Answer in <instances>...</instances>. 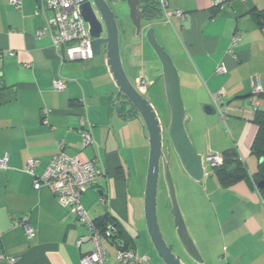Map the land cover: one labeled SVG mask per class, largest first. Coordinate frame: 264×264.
<instances>
[{
	"label": "crops",
	"instance_id": "obj_1",
	"mask_svg": "<svg viewBox=\"0 0 264 264\" xmlns=\"http://www.w3.org/2000/svg\"><path fill=\"white\" fill-rule=\"evenodd\" d=\"M167 2L182 14L170 19L163 14L145 29L156 30L178 67L187 126L204 156L206 175L201 182L191 180L189 191L196 205L195 240L210 264H264V192L250 180L224 187L207 159L235 148L250 174L258 171L251 145L258 130L254 113L264 110V25L256 17L264 11V0ZM39 7V0H21L20 8L0 0V157H9L8 167L0 169V264H81L92 249L90 228L48 187L35 189V176L27 172L32 158L35 173L42 174L59 152V142L66 153L84 163L95 161L101 170L82 197L89 216L111 217L130 248L152 264L157 252L144 217V190L133 208L130 192L137 174L139 194L140 180L145 186L149 141L140 121L124 106L113 105L117 87L105 50L87 60L64 59V49L52 44V13ZM124 37V68L136 87L145 81V96L147 83L162 79L161 69L152 65L145 34ZM220 65L224 73H217ZM56 79L65 84L63 90L55 89ZM255 81L261 84L260 94ZM81 118L91 124L93 143L88 146L83 145ZM23 219L32 236L20 223ZM103 239L108 261L115 264L116 247Z\"/></svg>",
	"mask_w": 264,
	"mask_h": 264
},
{
	"label": "water",
	"instance_id": "obj_2",
	"mask_svg": "<svg viewBox=\"0 0 264 264\" xmlns=\"http://www.w3.org/2000/svg\"><path fill=\"white\" fill-rule=\"evenodd\" d=\"M84 1L77 0L79 12L88 26L92 39L93 56L100 55L103 49L105 50L107 66L117 87V92L112 98L113 105L124 106L130 117L140 121L144 136L150 144L143 209L151 242L164 264H187L168 244L159 222L158 193L160 180L163 178L170 201L169 213L173 218L177 243L189 259L203 264L205 259L182 213L170 169L175 156L192 180L201 182L206 175L204 156L196 150L187 129L188 113L182 96L178 67L158 40L155 29L149 28L145 32V39L161 64L164 95L169 108V122L165 130L154 106L133 84L124 68L120 28L115 12L107 6L100 5L98 0H93L102 17L100 20L93 10L87 9ZM127 5V20L131 22L135 35L140 37L147 23L143 14V2L127 0ZM126 32L127 29H124L123 33ZM204 109L207 113L214 111L209 105H205ZM259 187H264V183L260 182Z\"/></svg>",
	"mask_w": 264,
	"mask_h": 264
},
{
	"label": "built area",
	"instance_id": "obj_3",
	"mask_svg": "<svg viewBox=\"0 0 264 264\" xmlns=\"http://www.w3.org/2000/svg\"><path fill=\"white\" fill-rule=\"evenodd\" d=\"M17 8L21 7V0H10ZM39 11H50L52 16L48 19V28L52 38V44L57 49H64L63 58L71 61L87 60L93 57L88 26L79 12L77 0H39ZM161 7L167 19L174 15L182 14L181 10L169 8L167 0H160ZM238 40L235 36L234 42ZM225 66L217 67V73H224ZM140 91L144 92L146 83L144 80L139 82ZM56 90H63L65 84L60 80H54ZM256 93H262L259 81L254 82ZM47 110H44L46 113ZM83 145L88 146L93 143L91 124L85 118H81L80 129ZM59 152L56 153L46 170L37 175L35 173L36 160L30 158L27 163V172L34 175V187L40 189L48 187L60 204L69 209L77 220L87 225L91 230L92 249L87 252L81 264H110L107 253L103 246V235L96 227L94 220L82 204V197L86 190L92 187L101 170L95 166V161L82 162L77 155H71L64 151L63 142H59ZM212 166L220 164L223 160L220 154H211L207 157ZM8 155L0 157V169L8 167ZM264 200V196H263ZM27 233L32 236L33 229L26 224V219L21 221ZM108 230H114V226L109 224ZM80 243V242H79ZM116 247V246H115ZM115 264H148L149 258L138 254L131 248L116 247Z\"/></svg>",
	"mask_w": 264,
	"mask_h": 264
},
{
	"label": "rangeland",
	"instance_id": "obj_4",
	"mask_svg": "<svg viewBox=\"0 0 264 264\" xmlns=\"http://www.w3.org/2000/svg\"><path fill=\"white\" fill-rule=\"evenodd\" d=\"M122 15H123V20L125 22V23L123 22V26L125 27V29H127L126 34H128V32H129V34H131V36H136L131 22L127 20L128 14L126 12H124ZM144 30H145V28H143L142 36H144V34H145ZM155 32H156V30H155ZM124 36H125V34H122L120 36L121 53L123 55L125 52V50H124L125 49V37ZM145 42H146L145 43L146 50L150 53L149 56L152 57L151 58L152 65L155 66L157 68V70L161 69V64H160L159 60L157 59L154 51L152 50V48L148 44V42L147 41H145ZM147 89H148V92L145 95V97L154 106L155 110L157 111L159 118L161 119V122H162L165 130H167V126H168V122H169V108H168L166 98L164 95L162 79L158 78L156 83L153 82V84H150L148 82L147 83ZM186 111H187V109H186ZM187 113H188V111H187ZM188 127L189 126H187V129H188ZM188 132H189V135L192 139L190 128L188 129ZM192 141H193V139H192ZM193 144H194V142H193ZM135 168H137V167H135ZM141 169H142V173L144 174L143 167ZM170 169H171L172 176H173L175 186L177 189L178 201H179L182 213H183V215H184V217L188 223V226H189V229H190L192 235L194 236L195 230H194V224H193V217L195 215L194 211L196 210V205L191 201V198L189 196V193H190L189 191L191 190L190 187L192 188V186H191V182H192L191 180L192 179L185 173V171L181 167L178 159L175 156H173V159L171 161ZM139 176H141V175L137 174V177H135V180H133L132 183L130 184V192L134 197V200L133 199H132L133 201L131 200L132 201V203H131L132 208H133L134 204H136L137 200H142L141 195H142V192L144 190V187H143V180H140L139 188L141 190H140V194H139L138 193L139 191L137 188L138 179H136ZM137 197H139V198H137ZM169 204H170V201H169V198L167 195L166 186H165V183L163 181V178H161L160 185H159V193H158V215H159V222L161 225V229L163 231L165 239L167 240V242L170 246H173L172 247L173 250L181 257V259L185 263H187V264H201V263H197V262H194L191 259H189L183 253V251L177 247L178 243H177V239L175 236L173 218L169 213ZM140 212H141V210H140ZM104 241L105 240L103 239V242ZM155 255L157 256L158 254H156V253L152 254V256H153L152 264H157L158 262H162V264H164V262L162 260L159 261ZM203 264H210V262H205ZM212 264H224V263L218 262L215 260V262H213Z\"/></svg>",
	"mask_w": 264,
	"mask_h": 264
},
{
	"label": "trees",
	"instance_id": "obj_5",
	"mask_svg": "<svg viewBox=\"0 0 264 264\" xmlns=\"http://www.w3.org/2000/svg\"><path fill=\"white\" fill-rule=\"evenodd\" d=\"M143 14L148 22L164 14L160 0H143ZM257 20L264 25V11L256 13ZM148 29H145L146 32ZM264 97V93L261 94ZM253 121L257 124L258 130L251 145V152L259 159L258 171L250 174L245 162L240 158L235 148L227 149L223 152V160L220 164L213 165V173L224 187L233 185L240 180H250L260 191L264 192V187H259V183H264V110L257 109L254 113ZM22 221V220H21ZM21 223V222H20ZM96 227L100 230L103 238L107 239L116 247L130 248L129 242L123 239L121 229L117 228L115 221L105 216L94 220ZM112 224L114 230H108L107 226Z\"/></svg>",
	"mask_w": 264,
	"mask_h": 264
},
{
	"label": "flooded vegetation",
	"instance_id": "obj_6",
	"mask_svg": "<svg viewBox=\"0 0 264 264\" xmlns=\"http://www.w3.org/2000/svg\"><path fill=\"white\" fill-rule=\"evenodd\" d=\"M143 2V0H141ZM86 3V7L88 10H93L94 14H96L98 16V18L100 20H102V17L100 15V12L98 10V7L95 5V2L93 0H85L84 1ZM98 2L100 3V5H102L103 7L107 6L109 7L111 10H113L116 14V18H117V22L120 28V36L123 33V30L125 29V27L123 26V13L126 12L128 14V5H127V0H98ZM125 23V22H124ZM122 33V34H121ZM137 89H139L137 87ZM140 90V89H139ZM122 106V105H121ZM173 247V246H172ZM177 247L179 249H181L179 247V245H177Z\"/></svg>",
	"mask_w": 264,
	"mask_h": 264
}]
</instances>
